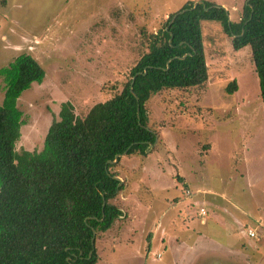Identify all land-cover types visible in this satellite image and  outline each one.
Here are the masks:
<instances>
[{"label":"rangeland","instance_id":"obj_1","mask_svg":"<svg viewBox=\"0 0 264 264\" xmlns=\"http://www.w3.org/2000/svg\"><path fill=\"white\" fill-rule=\"evenodd\" d=\"M188 1L202 0H0V68L25 53L45 71L43 82L18 100L24 125L16 149L40 150L62 103L82 117L110 98L127 80L144 37ZM205 1L229 10L230 21L239 20L246 2ZM201 25L208 81L163 90L146 103L156 142L110 168L123 189L109 202L123 216L95 233L96 264H193L208 238L191 250L192 233L217 235L222 249L235 227L245 236L254 203L264 202V112L249 49L235 51L218 23ZM232 82L237 88L229 94ZM1 88L0 81V103ZM214 194L208 210L202 204ZM235 204L251 215L243 217ZM200 208L207 211L204 226Z\"/></svg>","mask_w":264,"mask_h":264},{"label":"trees","instance_id":"obj_2","mask_svg":"<svg viewBox=\"0 0 264 264\" xmlns=\"http://www.w3.org/2000/svg\"><path fill=\"white\" fill-rule=\"evenodd\" d=\"M230 14L205 0L169 14L139 44L127 80L110 98L82 117L69 102L60 105L40 150L16 149L24 125L18 100L45 71L25 53L0 68V264L97 263L92 232H106L123 216L109 202L123 189L112 162L125 152L144 154L156 139L146 103L163 90L208 81L202 22L218 23L235 51L249 49L264 112V0H246L238 21L229 22ZM236 88L232 82L226 92Z\"/></svg>","mask_w":264,"mask_h":264},{"label":"crops","instance_id":"obj_3","mask_svg":"<svg viewBox=\"0 0 264 264\" xmlns=\"http://www.w3.org/2000/svg\"><path fill=\"white\" fill-rule=\"evenodd\" d=\"M215 195L216 194L211 195V196L207 195L208 199H209L208 202L204 201L202 204L203 206H205V208L207 207L208 210H209L208 206H211L212 199H214ZM254 204H255L254 209H256V215H252L254 218L253 227L247 228V229L252 230L255 233V236L253 238H250L247 235V231L244 230L245 236L247 238L241 233V235H240L241 239H240L239 234H237L239 231L238 230L239 227L237 226V227H235V230L233 229L234 231L232 233H226L225 234V236L231 241L228 244L226 243L227 244L226 247H224V248L222 247V249H220V244H218L214 241V240L218 239L219 243L221 242V240L217 237V235H212V234L211 235H209V234L203 235L200 232L199 233H197V232L192 233V235L188 241L189 243L190 242L192 243L189 246V248L191 250H193L194 248L196 250V245H198L199 240H200V238H202V236H204L206 239L208 238L207 242H205V243L201 242V244L203 243L201 245V246H203L201 248V250H205V251L204 252H202V251L197 252V254H200V256L193 262V264L203 263V261L208 262L207 259L210 257L216 258V260H218L222 264H228L229 263L228 260L233 264H262V260H264V216L261 212L262 209L260 207V204H262V206L264 207V202H259V203H254ZM241 205L242 204H235L233 208L238 209L237 211H239V212H242V213L244 212L243 217H245V215H251L246 210V208H244L243 205L242 206ZM226 213H227V210H226ZM197 216L201 220V222H199L200 225L204 226V225L208 224L207 220H206V222H204V219L207 218V211H206V215L204 217H200L199 209H198ZM209 217L211 218L213 216L209 215ZM230 220H232V219H229L228 221H230ZM221 221H222V218H221ZM236 221L237 220H235V219L233 220L234 224L236 223ZM218 222H219V220H218ZM169 235H171V234L165 233V236H169ZM243 237H244V239H243ZM246 244H248V246ZM223 249H224V253H227V255L222 254ZM207 250L209 251V254H207ZM214 250H216V251H214ZM220 250H221V252H219ZM202 253H204V254H202ZM205 253H206V255H205ZM218 253H220V254H218ZM162 256L163 255L157 256V258H158L157 260H159V258L161 259ZM217 257H219V258H217ZM204 258L205 259L207 258V259L203 260ZM216 260L212 259V260H210V263H204V264H213V262Z\"/></svg>","mask_w":264,"mask_h":264},{"label":"water","instance_id":"obj_4","mask_svg":"<svg viewBox=\"0 0 264 264\" xmlns=\"http://www.w3.org/2000/svg\"><path fill=\"white\" fill-rule=\"evenodd\" d=\"M196 5H197V3H195V4L193 5V8L196 7ZM224 9H225V8H224ZM225 10H226V9H225ZM182 12H184V11H180V13H182ZM173 19H174V18H173ZM173 19H172V20H173ZM172 20H171V22H172ZM228 21L230 22V18H229V16H228ZM171 22H170V23H171ZM135 76H136V75H135ZM134 78H135V77H134ZM134 78H133V80H134ZM155 142H156V140H155ZM152 145H154V144H152ZM152 145H150V146H152ZM125 154H126V152L123 153L122 155H117L116 158H115V160H114L112 163H117L118 158L124 156ZM115 179H117V180L119 181L118 178H115ZM104 205H105V204H104V201H103V205H102V206L104 207ZM92 234H93V237H92V241H91V243L94 244L95 231H93Z\"/></svg>","mask_w":264,"mask_h":264},{"label":"built area","instance_id":"obj_5","mask_svg":"<svg viewBox=\"0 0 264 264\" xmlns=\"http://www.w3.org/2000/svg\"><path fill=\"white\" fill-rule=\"evenodd\" d=\"M199 215L200 217H204L206 215V211L204 208H200L199 209ZM247 235L250 237V238H253L255 236V233L252 231V230H247ZM159 256V255H158Z\"/></svg>","mask_w":264,"mask_h":264},{"label":"flooded vegetation","instance_id":"obj_6","mask_svg":"<svg viewBox=\"0 0 264 264\" xmlns=\"http://www.w3.org/2000/svg\"><path fill=\"white\" fill-rule=\"evenodd\" d=\"M114 178H117L116 176ZM119 179V178H118ZM120 180V179H119ZM119 183L122 185L121 181H119Z\"/></svg>","mask_w":264,"mask_h":264}]
</instances>
